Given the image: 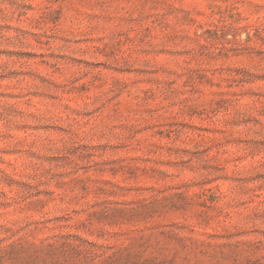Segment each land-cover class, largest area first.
Instances as JSON below:
<instances>
[{
  "label": "rangeland",
  "instance_id": "374dc122",
  "mask_svg": "<svg viewBox=\"0 0 264 264\" xmlns=\"http://www.w3.org/2000/svg\"><path fill=\"white\" fill-rule=\"evenodd\" d=\"M0 264H264V0H0Z\"/></svg>",
  "mask_w": 264,
  "mask_h": 264
}]
</instances>
